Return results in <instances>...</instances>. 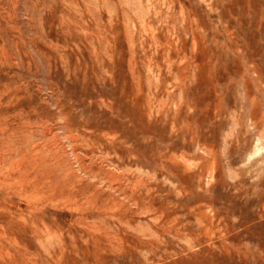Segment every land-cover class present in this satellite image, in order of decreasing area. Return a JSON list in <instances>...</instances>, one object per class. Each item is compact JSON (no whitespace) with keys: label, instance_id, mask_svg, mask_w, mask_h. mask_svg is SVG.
Segmentation results:
<instances>
[{"label":"rangeland","instance_id":"rangeland-1","mask_svg":"<svg viewBox=\"0 0 264 264\" xmlns=\"http://www.w3.org/2000/svg\"><path fill=\"white\" fill-rule=\"evenodd\" d=\"M0 264H264V0H0Z\"/></svg>","mask_w":264,"mask_h":264}]
</instances>
